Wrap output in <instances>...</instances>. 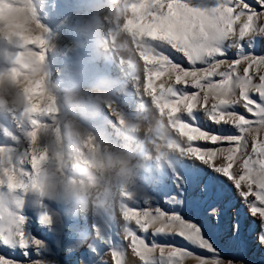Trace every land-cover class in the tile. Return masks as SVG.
<instances>
[{"label": "snow or ice", "instance_id": "6c2138e0", "mask_svg": "<svg viewBox=\"0 0 264 264\" xmlns=\"http://www.w3.org/2000/svg\"><path fill=\"white\" fill-rule=\"evenodd\" d=\"M256 3L261 10L246 0H215V6L208 8L192 7L185 0H141L140 19L161 35L160 40H153L146 47L145 61L153 65V70L146 76L144 85L155 94L162 110H167L170 119H174L180 137L187 141L180 144V155L171 159L162 173L152 177L149 185L138 186L134 200L123 202L119 209L125 222L124 239L129 241L128 248L141 264H185L187 258H195L197 264H234L232 259H221L214 241L204 234L209 231L226 238L229 247L239 244L241 210L237 209L233 216L234 204L224 195L227 182H231L230 187L252 216L258 214L262 218L264 229V139L258 135L251 143L250 153L247 139L253 128L264 129V74L259 75V83H254L252 75L253 71L259 74L264 69V55L250 51L256 39L264 37V26L258 25L259 16L264 14V0ZM24 39L40 48L45 43L40 36ZM165 47L182 54L187 66L175 61ZM233 48L237 51L235 58L230 59L228 53ZM242 63L247 67L241 74ZM169 76L172 86L161 87V82ZM39 91V85L29 90L30 95ZM241 103L251 118L236 111ZM46 110L54 113V102ZM198 113L216 126L230 125L235 133L218 134L203 129ZM238 162L239 175L233 171ZM6 178L14 181L11 173ZM154 195L162 197L172 211L162 210ZM249 197H254V201ZM188 210H194L200 220L193 222L185 218L182 212ZM45 211L37 217L43 226L49 219ZM103 218L105 224L100 230L104 240L99 242L110 248L113 264H127L126 251L113 241L115 221ZM27 223V218L21 216L7 229L0 225V246L24 250V257L29 256L28 249L32 246L38 254L47 253L44 241L27 230ZM133 223L136 230L131 227ZM46 228L51 231L53 227ZM150 229L153 237H181L212 254V258L194 257L183 248L164 246L155 240L149 244L137 230L147 234ZM257 243L264 245V230L258 233ZM88 247L93 253L97 251L95 244ZM0 264L18 262L0 255ZM30 264L56 262L42 259Z\"/></svg>", "mask_w": 264, "mask_h": 264}, {"label": "clouds", "instance_id": "9594fccd", "mask_svg": "<svg viewBox=\"0 0 264 264\" xmlns=\"http://www.w3.org/2000/svg\"><path fill=\"white\" fill-rule=\"evenodd\" d=\"M88 3L93 16L80 18L79 30L91 36L99 59L115 64L124 81L104 76L86 91L76 84L62 93L48 79L43 51H37L52 50L48 29L39 19L47 0L0 3V40L21 49L14 59L6 54L10 66L0 68V115L19 116L34 129L29 134L30 172L13 165L11 150L0 148V225L6 229L24 216L26 200L33 196L38 218L42 210H47L45 202L59 208L56 214L45 211L49 218L45 227L52 228L57 215L73 223H86L91 218L94 238L103 242L104 235L95 219L103 216L115 221L122 203L134 200L135 189L149 185L152 177L180 155L178 137H182L174 119L162 110L155 94L141 84L137 57L143 62L146 77L153 70V65L145 61L146 47L161 39L140 19L141 0ZM259 20H264V14ZM36 36L44 38L43 48L24 39ZM37 85L39 94L30 95L29 90ZM168 86H172L171 76L161 82V87ZM120 87L132 93L131 115L109 99L108 93ZM146 100H150L151 107ZM50 102L55 104L54 113L46 110ZM103 108L110 117L108 127L114 142L85 127L78 116L84 113V119L94 118ZM65 111L69 114L66 117L62 116ZM45 116L52 117L54 127L37 119ZM258 135L264 139V129L253 128L247 133L251 141ZM42 139L49 140L50 146H42ZM8 173L14 181L6 178ZM74 235L75 248L89 245L87 227H78Z\"/></svg>", "mask_w": 264, "mask_h": 264}, {"label": "rangeland", "instance_id": "374dc122", "mask_svg": "<svg viewBox=\"0 0 264 264\" xmlns=\"http://www.w3.org/2000/svg\"><path fill=\"white\" fill-rule=\"evenodd\" d=\"M190 3L192 7L208 8L215 6V0H185ZM251 6L256 7L258 10L259 5L256 0H246ZM93 16L92 7L89 5L88 0H47V4L42 13H40L39 19L43 26L48 29V44L52 50L47 49L37 51H43L45 56V62L49 69L48 79L52 84H55L57 88L63 92L66 88H72L74 85L79 84L85 91L89 89L90 85L97 79L104 76H111L120 78L124 81V77L117 69L115 64H110L102 61L97 56L93 41L90 35H85L79 30L78 22L80 18L91 19ZM259 26H264V20L258 21ZM239 25H237V29ZM231 43V41H229ZM246 43V41H245ZM21 51L18 47H14L0 40V68L9 67V60L6 59V54L10 58H15V55ZM165 51L177 62L187 66L186 58H183L182 54L175 53L174 50L165 47ZM236 49L233 48L229 51L228 57L230 59L235 58ZM250 51L255 54L264 55V37H258L255 42V46ZM137 62L140 66V80L143 85L146 82L145 73L143 71V62L137 57ZM227 68V64L224 66ZM247 67L246 63H242L239 66L241 74L243 69ZM264 74V69L259 74L255 71L252 72L254 83H259V75ZM250 95L256 96L255 93ZM109 99L114 102L118 109L126 114H132V106L134 99L132 93L124 89L123 87L112 90L108 93ZM146 103L151 107L150 100H146ZM236 111L241 114H245L248 118L250 114H247L241 105L236 107ZM69 115L66 111L62 113V116ZM86 114H78L80 122L97 134H102L109 142H114L113 133L108 127V111L103 108L101 112L94 118L84 119ZM199 120L200 126L208 131L214 133H235V130L230 125L216 126L211 121H207L202 114ZM41 124L52 125V117L45 116L37 118ZM54 127V125H52ZM33 126L30 122L22 120L19 116L13 118L10 115H0V148L5 150H11L12 163L16 167L23 171H31L27 159L29 157V134L33 131ZM8 133L6 135L5 133ZM175 135V133L173 134ZM181 139V144L187 143L186 138ZM248 139V152H251V139ZM42 146H50L49 140L42 139ZM198 144H204V142H195ZM210 146V145H205ZM24 161L20 163V161ZM221 161H217L220 164ZM234 173L239 175L241 173L240 163L238 162L233 169ZM225 179L226 178H222ZM231 182H227L225 199L231 200L234 204L232 214L235 216L237 209L241 210L242 228L239 238V244L236 247H229L226 245V238L221 239L214 233L205 231L206 238H210L214 241V247L217 248L220 253V258L224 260L232 259L234 264H264V245L257 243L258 233L261 230V220L257 214L252 216L251 212L245 207L240 198L236 195V191L233 187H230ZM246 190V189H245ZM150 192L153 190L150 188ZM154 200L164 211L171 212L172 207L164 202V199L154 195ZM250 201H254V197H249ZM36 198L29 196L26 200L25 209L23 215L27 218L26 224L27 230L37 239H42L48 249L47 253H37L35 246L28 249L29 256L24 257L21 249H9L7 246H0V255L5 258L12 259L18 262V264H30V261L50 259L54 260L56 264H86L87 261H91L92 264H113L111 258V251L107 245L100 243L94 238L91 224L93 220L89 218L86 223H73L65 220L62 217H56V223L52 230L49 231L45 226L40 225L37 219V211L35 204ZM131 205V202H128ZM47 210L52 214L59 212V208L56 205H47ZM185 218L196 222L200 220V217L195 214L194 210L183 211ZM99 227L104 226L105 221L103 216L97 217L94 221ZM124 221L122 216L117 210V219L113 224V241L119 244L126 251L127 264H141L139 259L135 257L131 249L128 248L129 241L124 239L123 226ZM87 227L89 232L88 244H95L97 251L91 252L87 245L83 247L75 248V231L78 227ZM131 227L135 229L134 223ZM138 235H141L146 239V242L151 244L153 240L156 243L164 246H173L177 248H183L193 253V256H199L211 259L212 254L206 250L199 249L183 238L178 236H152V230L150 229L147 234L141 233L137 230ZM185 264H197L195 258H187Z\"/></svg>", "mask_w": 264, "mask_h": 264}]
</instances>
